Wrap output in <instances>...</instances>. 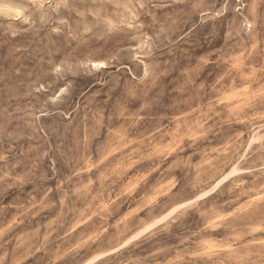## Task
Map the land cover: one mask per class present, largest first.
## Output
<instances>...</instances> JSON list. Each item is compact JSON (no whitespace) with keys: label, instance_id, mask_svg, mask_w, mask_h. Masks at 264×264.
<instances>
[{"label":"clouds","instance_id":"obj_1","mask_svg":"<svg viewBox=\"0 0 264 264\" xmlns=\"http://www.w3.org/2000/svg\"><path fill=\"white\" fill-rule=\"evenodd\" d=\"M0 264H264V0H0Z\"/></svg>","mask_w":264,"mask_h":264}]
</instances>
